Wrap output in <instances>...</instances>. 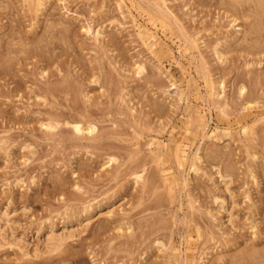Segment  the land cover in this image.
Returning <instances> with one entry per match:
<instances>
[{
  "label": "rangeland",
  "instance_id": "374dc122",
  "mask_svg": "<svg viewBox=\"0 0 264 264\" xmlns=\"http://www.w3.org/2000/svg\"><path fill=\"white\" fill-rule=\"evenodd\" d=\"M0 264H264V0H0Z\"/></svg>",
  "mask_w": 264,
  "mask_h": 264
},
{
  "label": "bare ground",
  "instance_id": "6f19581e",
  "mask_svg": "<svg viewBox=\"0 0 264 264\" xmlns=\"http://www.w3.org/2000/svg\"><path fill=\"white\" fill-rule=\"evenodd\" d=\"M247 1V0H246ZM258 1V0H257ZM256 2V1H255ZM261 2V1H260ZM39 3H40V1H39ZM38 2H37V4H39ZM257 4V3H256ZM261 4H263V3H261ZM259 5H260V3H259ZM75 124V123H74ZM51 125V124H50ZM56 125V124H55ZM49 126V125H48ZM57 126V125H56ZM83 125L79 122V123H76L75 124V126H74V128L76 129V131H83V127H82ZM89 126V125H88ZM88 128V131H93L94 130V126H90V127H87ZM178 147H179V143H178ZM177 147V149H180V148H178ZM175 151H176V149H175ZM178 151H176V153H177ZM179 153V152H178ZM180 156V155H179ZM177 158H178V155H177ZM179 161H180V159H179ZM8 216H9V213L7 212V211H5V212H3V214H2V216H1V220H5L6 218H8Z\"/></svg>",
  "mask_w": 264,
  "mask_h": 264
}]
</instances>
